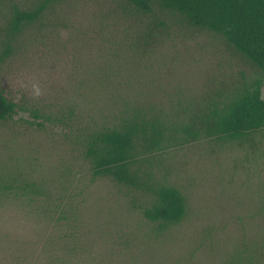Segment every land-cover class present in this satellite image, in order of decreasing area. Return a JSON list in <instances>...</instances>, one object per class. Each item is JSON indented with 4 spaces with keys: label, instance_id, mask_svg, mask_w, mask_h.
<instances>
[{
    "label": "rangeland",
    "instance_id": "374dc122",
    "mask_svg": "<svg viewBox=\"0 0 264 264\" xmlns=\"http://www.w3.org/2000/svg\"><path fill=\"white\" fill-rule=\"evenodd\" d=\"M31 1L0 8V90L20 106L14 121L0 123V187L35 181L76 218L59 223L0 194V264H18L25 252L43 260L50 237L78 243L94 264H264V130L148 160L147 172L188 201L186 218L165 234L142 215L147 197L95 177L83 147L122 100L187 122L257 68L218 36L180 24L136 53L121 33L131 21L114 0H66L10 40V2Z\"/></svg>",
    "mask_w": 264,
    "mask_h": 264
},
{
    "label": "trees",
    "instance_id": "16d2710c",
    "mask_svg": "<svg viewBox=\"0 0 264 264\" xmlns=\"http://www.w3.org/2000/svg\"><path fill=\"white\" fill-rule=\"evenodd\" d=\"M9 1L0 0V8ZM64 1L32 0L26 6L10 2L9 17L5 18L8 38L11 40L38 25L49 9ZM114 1L118 3L121 17L131 21L121 33L131 38L128 47L136 53L153 49L169 37L171 30L179 29L180 24L218 36L257 68L250 78L233 82L218 97L190 111L187 122L161 111L131 107L122 100L116 103L108 122L92 129L84 138L85 158L92 174L145 195L143 217L165 234L186 218L188 201L178 187L159 181L147 172L148 160L160 152L193 142L242 141L264 130V0ZM106 72L102 73L106 75ZM19 109L0 90V123L14 121ZM32 115L35 120L42 118L38 111ZM0 194L59 223L76 218L74 212L71 217L64 206L50 199L35 181L21 178L0 187ZM53 239L50 237L46 247H42L43 260L33 256L30 259V254L25 252L18 264H94L84 258L78 243L71 248L70 243Z\"/></svg>",
    "mask_w": 264,
    "mask_h": 264
}]
</instances>
